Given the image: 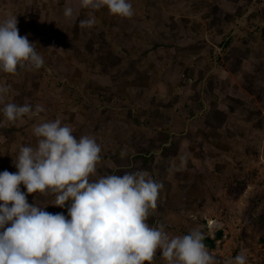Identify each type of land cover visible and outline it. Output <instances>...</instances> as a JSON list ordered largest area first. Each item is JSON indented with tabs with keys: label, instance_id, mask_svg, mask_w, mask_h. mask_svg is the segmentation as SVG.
<instances>
[{
	"label": "rangeland",
	"instance_id": "1",
	"mask_svg": "<svg viewBox=\"0 0 264 264\" xmlns=\"http://www.w3.org/2000/svg\"><path fill=\"white\" fill-rule=\"evenodd\" d=\"M129 2L131 18L80 0H0V21L17 17L20 35L44 58L38 70L0 72V86L10 88L0 108L44 109L0 127V172L18 171L20 146H36L34 125L60 118L77 139L100 144L93 179L143 169L163 184L153 226L169 235L222 231L210 250L221 264L242 250L248 262L264 261L253 253L264 249V0ZM92 16V27L79 26ZM53 199L27 195L70 219L71 201ZM209 220L221 225L212 235Z\"/></svg>",
	"mask_w": 264,
	"mask_h": 264
},
{
	"label": "clouds",
	"instance_id": "2",
	"mask_svg": "<svg viewBox=\"0 0 264 264\" xmlns=\"http://www.w3.org/2000/svg\"><path fill=\"white\" fill-rule=\"evenodd\" d=\"M80 6L107 7L109 15L121 18L134 15L129 0H80ZM64 15L71 18L72 7H66ZM94 24V16L79 22L81 28ZM17 25L15 16L0 21V72L5 74L44 66L36 45L20 35ZM9 91L0 86V101ZM43 111L40 105L5 103L0 127ZM32 133L36 146H20L14 159L18 171L0 172V264H154L158 250L163 264H221L204 243L206 234L200 228L169 235L163 224L149 225L163 184L146 170L93 179L102 160L94 137L77 139L60 118L34 125ZM37 192L51 194V203L59 207L71 201L70 219L28 203L27 195ZM219 227L209 220L207 235ZM229 264H248V257L242 250Z\"/></svg>",
	"mask_w": 264,
	"mask_h": 264
},
{
	"label": "trees",
	"instance_id": "3",
	"mask_svg": "<svg viewBox=\"0 0 264 264\" xmlns=\"http://www.w3.org/2000/svg\"><path fill=\"white\" fill-rule=\"evenodd\" d=\"M150 226H153L154 222H155V216L152 214L150 215L148 221ZM224 237V234L222 231L217 232L215 238L211 239L210 237H206V239L204 240V243L206 244V246L208 247L209 250H215L217 247V242L221 241Z\"/></svg>",
	"mask_w": 264,
	"mask_h": 264
},
{
	"label": "built area",
	"instance_id": "4",
	"mask_svg": "<svg viewBox=\"0 0 264 264\" xmlns=\"http://www.w3.org/2000/svg\"><path fill=\"white\" fill-rule=\"evenodd\" d=\"M256 252H254L257 256H259V253L264 252V249L260 248L259 250H255ZM261 258V257H260ZM257 263L256 264H262L264 261L262 260V258L260 260L257 259Z\"/></svg>",
	"mask_w": 264,
	"mask_h": 264
},
{
	"label": "crops",
	"instance_id": "5",
	"mask_svg": "<svg viewBox=\"0 0 264 264\" xmlns=\"http://www.w3.org/2000/svg\"><path fill=\"white\" fill-rule=\"evenodd\" d=\"M229 244V243H228ZM225 247H227V245H224ZM220 253H223V252H220ZM249 259V257H248ZM256 257L254 258V260H251L250 262H248V264H255L256 263ZM263 264V263H262Z\"/></svg>",
	"mask_w": 264,
	"mask_h": 264
}]
</instances>
